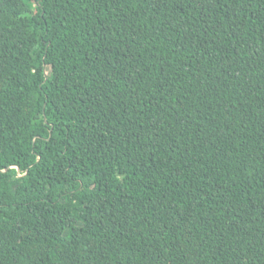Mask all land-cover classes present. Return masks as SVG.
I'll return each instance as SVG.
<instances>
[{
    "label": "trees",
    "instance_id": "obj_1",
    "mask_svg": "<svg viewBox=\"0 0 264 264\" xmlns=\"http://www.w3.org/2000/svg\"><path fill=\"white\" fill-rule=\"evenodd\" d=\"M0 264H264V0H0Z\"/></svg>",
    "mask_w": 264,
    "mask_h": 264
}]
</instances>
